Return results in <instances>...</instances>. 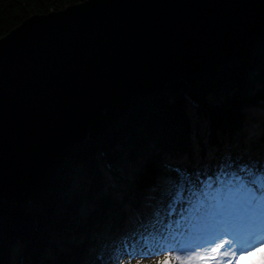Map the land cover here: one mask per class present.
Here are the masks:
<instances>
[{"label":"trees","instance_id":"obj_1","mask_svg":"<svg viewBox=\"0 0 264 264\" xmlns=\"http://www.w3.org/2000/svg\"><path fill=\"white\" fill-rule=\"evenodd\" d=\"M83 1L0 0V38L32 15ZM261 102L264 31L230 63L114 105L30 192L0 199V264H100L108 256V264H159L187 256L164 252L157 237L186 213L194 192L226 171L264 177V120L250 113ZM146 234L159 243L147 256L112 255Z\"/></svg>","mask_w":264,"mask_h":264},{"label":"water","instance_id":"obj_2","mask_svg":"<svg viewBox=\"0 0 264 264\" xmlns=\"http://www.w3.org/2000/svg\"><path fill=\"white\" fill-rule=\"evenodd\" d=\"M264 31V0H85L0 38V199L30 192L114 105L206 73Z\"/></svg>","mask_w":264,"mask_h":264},{"label":"rangeland","instance_id":"obj_3","mask_svg":"<svg viewBox=\"0 0 264 264\" xmlns=\"http://www.w3.org/2000/svg\"><path fill=\"white\" fill-rule=\"evenodd\" d=\"M250 113L255 116L254 120L263 121L264 102L259 103L254 111ZM262 178L264 180V177L260 176L253 181H249L248 177L228 170L216 181L205 185L200 191L194 192L195 202L189 203L186 213L182 216H179L180 213H178L177 220L172 221L171 225L168 226V230L159 233L161 237L157 235L159 237H157V240L165 246L164 252H167L166 248L175 246L176 240H181L186 242L187 247L196 248L195 252L179 251L181 253H189L188 256L184 257H194L200 260L201 257L216 256L218 259L223 260L225 256L219 246L223 245V248L228 249L229 252L232 251L231 248L224 246L234 241L231 238L234 232L230 231V225L242 230L257 228L259 226L253 225L249 219V217L257 214L261 215L258 224H264V195H258L260 200L256 197L255 201L248 196L251 188L258 189L260 193H264ZM177 191L178 189L175 192ZM183 201V199H180V202ZM176 204L177 201L173 200L172 213L175 214ZM222 228L224 230H221ZM144 233L146 232L144 231ZM220 233L222 234L218 238L217 235ZM224 234L228 236L226 240H224ZM148 237H150L148 234L143 236L137 235L131 239V243L133 244L127 245L123 243L120 251L115 252L112 250V255L116 259L125 254H135L131 255L134 258L144 257L150 250L151 252L154 251L156 245H159V243H148L150 240ZM173 237H175V240L172 239ZM197 238L198 240H196ZM154 239L156 238L154 237ZM235 246L233 244V248ZM212 249H219V252H213ZM236 256H246L241 264H264V247L260 245L256 247V250L250 251L248 254L242 255L241 253H236L233 258ZM231 257V255L228 256L229 259ZM110 258L111 256L101 258L100 264H108ZM143 262L142 258L134 260L135 264ZM235 263L236 260L233 261V264ZM200 264H203V261H200Z\"/></svg>","mask_w":264,"mask_h":264},{"label":"snow or ice","instance_id":"obj_4","mask_svg":"<svg viewBox=\"0 0 264 264\" xmlns=\"http://www.w3.org/2000/svg\"><path fill=\"white\" fill-rule=\"evenodd\" d=\"M258 195H264V193H260L258 189L251 188V190L248 192V196L255 201L256 197ZM251 223L253 225H257L260 222L261 215L257 214L255 216L249 217ZM172 239L175 240V237ZM233 244L236 246L233 248ZM261 246L264 247V242L261 243ZM221 248H223V245H221ZM229 248L232 249L231 253L228 249H225L223 252V255L225 257L228 256H235L236 253L248 254L250 251L256 250V244H255V233L251 234L248 239L241 240L239 243L236 241H232L229 243ZM167 251H193L195 252V247H187L185 241L176 240L175 246L166 248ZM213 252H219V249H212ZM200 261H203V264H225V261L222 259H218L216 256H208V257H201L200 260H197L194 257H183V256H169L164 260L159 261V264H200ZM227 264H233L232 260L229 259L227 261ZM238 264V261H237Z\"/></svg>","mask_w":264,"mask_h":264},{"label":"bare ground","instance_id":"obj_5","mask_svg":"<svg viewBox=\"0 0 264 264\" xmlns=\"http://www.w3.org/2000/svg\"><path fill=\"white\" fill-rule=\"evenodd\" d=\"M261 181H264L263 178L261 179ZM257 199H259V196H257ZM260 200V199H259ZM198 240V238L196 239ZM228 248H229V244H228ZM231 253V252H230Z\"/></svg>","mask_w":264,"mask_h":264}]
</instances>
